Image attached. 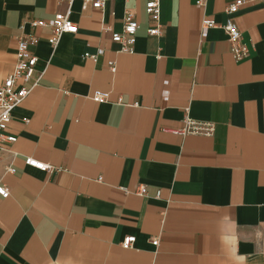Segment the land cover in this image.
<instances>
[{"label": "crops", "instance_id": "0c3cea01", "mask_svg": "<svg viewBox=\"0 0 264 264\" xmlns=\"http://www.w3.org/2000/svg\"><path fill=\"white\" fill-rule=\"evenodd\" d=\"M234 1L160 0L153 37L146 0H0V83L20 33L38 39L40 74L11 112L15 141L0 145V264H264V0L232 16L250 50L241 62L221 27L202 28L225 24ZM126 10L132 53L103 30L120 32ZM65 11L77 30L53 48L48 28L28 25ZM186 115L213 135L174 133Z\"/></svg>", "mask_w": 264, "mask_h": 264}, {"label": "built area", "instance_id": "2783aa9c", "mask_svg": "<svg viewBox=\"0 0 264 264\" xmlns=\"http://www.w3.org/2000/svg\"><path fill=\"white\" fill-rule=\"evenodd\" d=\"M83 4H88L92 9L101 10L105 4L112 0H79ZM208 0H197L199 6H204ZM246 4V0H235L225 8L227 20L222 26L218 25L214 20L204 18L202 20V28L221 27L227 35L230 55L234 62H241L248 58L250 50L247 44L243 41L242 35L238 27L233 21L232 16L238 13L240 7ZM145 12L149 20L147 35L159 37L161 35L160 23V0H146ZM28 25L33 29H49V37L47 43L53 48L58 38L65 33L75 34L76 26L68 18V11L56 12L49 21L31 20ZM22 27L20 26V29ZM139 28V23L135 15L126 10L123 16V24L120 32H111L110 28H104V31L110 32L111 42L118 45V52L132 53L133 46L136 41V32ZM38 39L34 34L20 33L15 37L14 63L11 72L0 83V145L4 143H13L15 138L6 135V128L11 119L12 110L17 107L22 100L30 93L34 86L37 85L40 74L33 78L36 57L31 52V47L35 46ZM101 51H98L99 54ZM83 58L95 59V56L83 54ZM110 70H115L114 62H109ZM92 100L95 102H104L108 99V94L95 92L92 95ZM121 102V98L118 99ZM180 135H203L212 136L214 126L209 122L192 120L188 115L183 120V127L173 131ZM25 164L44 172H51L54 168L48 165L35 162L33 160H25ZM8 172H13L11 169ZM140 195H145V188L139 189ZM8 196L7 190L0 185V198L4 199ZM135 242V237L128 236L121 243L122 248L129 249ZM158 241L153 240L152 244L157 245Z\"/></svg>", "mask_w": 264, "mask_h": 264}]
</instances>
